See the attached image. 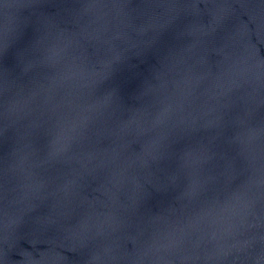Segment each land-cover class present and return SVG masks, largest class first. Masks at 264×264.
<instances>
[{"label":"water","instance_id":"obj_1","mask_svg":"<svg viewBox=\"0 0 264 264\" xmlns=\"http://www.w3.org/2000/svg\"><path fill=\"white\" fill-rule=\"evenodd\" d=\"M0 264H264V0H0Z\"/></svg>","mask_w":264,"mask_h":264}]
</instances>
